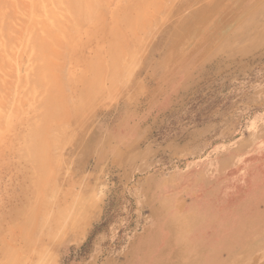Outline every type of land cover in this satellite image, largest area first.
Returning <instances> with one entry per match:
<instances>
[{"label": "rangeland", "instance_id": "obj_1", "mask_svg": "<svg viewBox=\"0 0 264 264\" xmlns=\"http://www.w3.org/2000/svg\"><path fill=\"white\" fill-rule=\"evenodd\" d=\"M33 1L3 0L1 2L0 0L1 4L3 3L2 6L0 5V46H2L0 47V77L2 80L4 78L3 82L5 81L3 83L0 80V89L1 91L5 89L6 92V95L0 94V101L3 100L6 103L9 101L7 96H13L11 97L13 100H10L12 102H9L10 105L5 104L13 109L8 108L10 111L8 110L7 114L3 113L7 110L1 103L5 110L2 109L0 114V117L3 115L4 118V114L7 115L5 124L1 123L5 125V129L4 125L2 127L7 132L1 131L0 128V249L1 251L3 247L7 249L4 248L5 251L2 254L0 251V258L1 255L3 257L0 264L5 262L8 254L12 256L14 254V258L17 257L14 262L12 261L13 264H23L25 261V264H42L44 260L45 264H264V0H163L162 6L160 2L156 8L147 12L145 27L140 26L142 31L145 28L147 34L148 30H151L148 35L144 32L145 30L142 32L138 28V32L142 33L136 32L135 29L129 32V28L126 27L128 31H124L123 34L127 33L129 38L127 40V37H124L126 42L121 47H124V52L131 48L134 52L129 51L132 53L129 55L131 58L119 55L120 60L117 63L120 65L116 66L119 68L117 73L113 72L116 67L108 64L110 61L105 55L107 38H109L107 35H98L97 40L95 37L96 42L91 41L85 35L89 25L79 26L81 37L75 29L78 27L71 24L67 29L74 28V34L77 33L74 43L70 41L72 37L68 36L70 38L68 41L66 35H64L66 39L60 36L61 41L60 38H58L59 41L50 39L52 34L56 38L59 32L56 30L57 28L59 30L60 25L63 30H66L64 28L67 26L63 28L66 23H62V19L64 21L71 19L69 12H63L67 5H64L65 8L59 3L63 0H56L59 5L54 9L55 5L51 1L56 4L55 0H49L48 5L46 4L47 8L49 6L48 11L51 8L61 14L58 6L62 5L64 9L63 14L57 15L58 18L57 13L52 10L51 14L55 18L51 17L49 20L50 17L48 19L46 17L50 12L44 10L47 9L45 6L47 1ZM109 1L106 0L105 4H102L103 8L98 7L99 10L101 9L100 12L104 13H102L103 17H106L103 21L105 25L111 23L109 17L112 18L111 14L114 11L117 13L119 11L117 9H120L122 5L126 8L133 0ZM63 3L66 4V2ZM27 7L28 10H26ZM25 10L28 11L26 17H24ZM34 10L39 14L41 12L39 15H42L41 18L38 16L40 19L36 17L38 12ZM32 18L36 21H30ZM55 22L57 25L59 23V26L50 29ZM156 22L158 24L152 26ZM28 24L37 25L35 27L40 26L39 24L47 25L41 29L42 26L34 28ZM20 26H25V29L22 30ZM26 27L32 29L28 28L31 30L29 34ZM47 27L50 28L47 29ZM82 27L83 30L86 28V32H83ZM38 29L41 30L38 33L35 32ZM42 31L50 36L45 37ZM60 31L66 34V31L63 32L61 29ZM20 32H23V36L27 34L25 39ZM61 32L59 34L63 36ZM131 32H136L133 38ZM17 34L21 38L18 37V41ZM30 35L31 39L35 38L32 36H43L44 38H38V40L44 42L48 40L50 43L46 44L49 49L46 44L47 47L43 48L44 43H42L39 44L40 46L33 45L34 51H32L36 52L35 54L29 51L28 47L33 43V40H30L32 43L28 42ZM141 35L147 37L142 38ZM104 36L107 39L106 43ZM135 36L141 37L139 39ZM133 39L134 42H132ZM137 40H140V44ZM142 41L146 45L141 44ZM17 42L22 46L18 47ZM97 42L98 45H94ZM69 43L73 46L75 43L77 45L75 48L72 46L73 49L69 47ZM130 43L133 44L132 47ZM26 45L28 47H25ZM142 45L144 49L141 48ZM134 47L136 51L138 47L140 48L138 53ZM12 51H16V54L14 53L16 56L11 57L14 55ZM38 51L40 56L38 55V59L34 62V57L30 58V56L37 55ZM9 52L12 54L10 55ZM18 55L21 56L17 58ZM97 55L100 59L99 56L96 58ZM133 60L137 65L131 64ZM96 61L100 62L97 66L104 61L106 63L95 67ZM88 62L91 64L89 70ZM9 63L13 64V69ZM35 63L41 68L45 67L44 71H46L41 69L42 73L44 72L42 77H45L41 84L46 85L45 87L41 85L39 90L37 87L36 92L33 85L31 87L33 83L31 78L35 76L31 70L33 68L31 64H34L35 68ZM93 65L95 68H92ZM103 66L108 67L109 72ZM99 68L103 70V75L100 70V75L94 74ZM123 69H126L128 74ZM92 70L94 71L92 75L98 76V80H101L99 87H102H95L98 80L94 82L93 76L95 88H92V91L98 88V91L103 94L98 92V96L100 97L101 94L102 98L96 99V94L92 95L94 97L92 102L95 101V103L89 106L94 107L91 106V110L86 108L88 112L84 113L83 117L79 107H83L86 103L84 99L90 96L85 97L86 91L84 92L82 88L85 87V80L88 82L86 78L91 76L89 74ZM122 70L124 72H121ZM28 71H30L29 75ZM109 73L112 76L117 74L116 82L113 81L116 76L112 77ZM123 73L125 79L121 77ZM105 74L107 78L105 77L104 82ZM21 75L23 78L20 77ZM27 75L31 78H27ZM108 76L112 77V81ZM120 78L122 80L117 82ZM27 79H30V83ZM52 79L57 83L50 84ZM81 80L85 83L81 84ZM89 80L92 79L89 78ZM14 82L15 85L11 86V90L13 91V88L15 90L11 92L5 84L10 86ZM20 82H23V88L18 87ZM26 87L29 89V92L28 89L26 90L28 93L24 92ZM86 87L87 92L91 90V87L90 89ZM57 89L58 92L61 91L60 94L56 91ZM40 90L41 92H38ZM17 92L19 94L16 95ZM42 94L43 97H41ZM57 96L60 102L57 101ZM4 98H7V101ZM19 100L25 102L22 104ZM66 100L69 102L67 103ZM51 101L55 104L57 102L58 105L51 104ZM63 101L65 106L60 104ZM43 105L47 111L38 115V112L45 109L39 110ZM61 105L63 109L65 107V111L61 107L62 111L59 113H65L66 117L65 114L58 115V118L61 116L63 119H57L56 126L52 125L48 128V125L54 124V119L57 117H53L52 122L49 121L51 113L56 114L55 109L59 110ZM50 106L55 109L52 110ZM75 108L79 110V113L81 112L82 116H79L81 122L78 114L74 112ZM67 112L69 116L71 113L73 115L71 114L68 118ZM15 113H19L18 117ZM14 116L15 120L12 119ZM3 117L0 119L4 120ZM44 117L46 119L50 117L49 120L47 119L48 125L45 124ZM67 120L70 123L67 122V124L65 122ZM64 123L67 125L65 126ZM40 125L46 128L45 133L46 131L47 133L44 134L49 139L42 141L45 139L43 138L40 143L42 142L43 148L50 150L43 149L41 156L44 152H48V155L45 153L48 157L46 161L44 154L42 158L45 157V159L41 158V160H45L46 170L48 167L55 170L48 168L52 174L54 172L55 176H51L52 178L49 177L48 170L45 173L48 187L49 184L52 185L51 192L43 182L48 190L47 193H50L47 195L51 197L50 199L46 198L45 189L41 191L44 186L36 183L39 174L37 171L34 173L31 165H34L30 154L33 145L26 138L29 137L31 128L40 132L42 129ZM61 125L69 130H61ZM54 127H56L57 136H62L61 139L64 138L66 143L59 137L56 141H54L56 137H51L52 135H49L52 139L49 138L47 134H53L54 132H50L54 131ZM58 127L61 128H59L60 133ZM49 130L51 131L48 132ZM43 132L44 129L40 133ZM12 133L17 137L13 138ZM40 136L41 139L42 135ZM3 138L9 140L5 142ZM58 140H61L63 143L61 141L60 143L64 145L59 146ZM51 144H55L53 148ZM56 146L58 148H55ZM52 150L54 153L51 152ZM50 153L54 156L49 155ZM29 156L31 160L28 159ZM49 156L54 159L59 157L60 162L57 161L58 159L54 162H51L52 159L49 161ZM50 162L56 164L52 165ZM35 167L34 170L37 169ZM35 176L37 180L31 179ZM52 179L53 181L50 182ZM34 185L41 189L36 186V190ZM56 190L64 194H59ZM41 192L46 194L41 195ZM34 195L36 198H32ZM52 197L57 199L54 198V201ZM37 199L40 203L35 205L33 202L34 200L37 202ZM73 199H76L75 202L78 199L84 212L87 209V213H84L82 207L73 202ZM43 200L44 203L41 202ZM46 200L51 201L47 203ZM52 200L53 203H51ZM83 201L85 205L81 204ZM54 202L61 208L63 203L66 209L73 206L70 207L71 210L78 208L79 211L80 208L82 212L79 211L80 213L76 215V209L71 212L70 208L67 209L69 217L66 214L64 215L66 220L63 218L61 221L62 225L67 223L64 226L67 229L52 230L57 239L54 236L48 239L50 229L46 225L47 218L42 219L41 214L45 210L48 214L49 208H40L38 205L43 203L45 206L44 204H54ZM30 206L33 212L28 213L26 211H29ZM38 207L41 209L40 213H38ZM81 213L84 214L80 215ZM38 214L42 219V221L40 219L41 222L36 219ZM30 215V219L36 216L35 220H28ZM11 216H16L14 217L16 222L11 221L13 219ZM70 216L76 217L79 222L76 219V222H67L70 221ZM21 217L27 219L26 224L25 220L24 222L20 220ZM28 221L35 223L37 227L40 224L41 229H44L35 228L33 223V227L26 229L28 225L30 226ZM73 222L76 223L75 227L72 225ZM33 229H38L36 234L32 233ZM22 232L26 238L22 236ZM59 232H63L62 235ZM42 234L44 235L40 236ZM30 246L33 249H28ZM42 250L43 254H41ZM37 252L41 254L39 257L36 255ZM10 260L13 258L8 256V264H12ZM157 260L159 263L156 262Z\"/></svg>", "mask_w": 264, "mask_h": 264}, {"label": "bare ground", "instance_id": "obj_2", "mask_svg": "<svg viewBox=\"0 0 264 264\" xmlns=\"http://www.w3.org/2000/svg\"><path fill=\"white\" fill-rule=\"evenodd\" d=\"M28 1H29V0H28ZM32 1H33V0H32ZM38 1H39V0H38ZM46 1H47V2H45V1H44V2H45V6H46V8H47V5H48L47 3H48L49 0H46ZM105 1H106V0H69V1H66V0L64 1V0H63V2H66V4L63 3V2H59V3L63 4V6H64V5H67V8H66V6H64V7L66 8V9L64 10V9H63V6L61 5L62 8H61V6H58V7L61 8V9L59 8V10H61V14H63V12H64V13L69 12V18H71L69 21H68L67 19H65V21H64V19H62V23H64V24L66 23L65 25L63 24V25H64L63 28L67 26L66 28H64V29H66V30H63V29H62V25H60L59 30H58L57 27L59 26V23H58V25H57L56 22H55L54 26L52 25L53 28H52V27H51V28H50V27H47V29H49V28H50V29L57 28L56 32L59 31V32H57V34L55 33V34H56V38H54L55 35L53 36V34H52L53 37L51 36L50 39L58 40V38H60V41H61V37H64V35H66L65 37L67 38L68 41L70 40V38H69L68 36H71V37H72V40H70V41H73L74 39H75L74 41H76L75 36L77 35V33L75 32V34H74V28H73L72 30H71V29L68 30V29H67V28H68V25L70 26V25L72 24V26H77L78 28L75 27V29L79 32V35H80V36H81L82 34H81L80 31H79V26H84V27H85V26H88V25H89V27L87 28V30H86V28L83 30V27H82L81 29L83 30V32H84L85 30L87 31V34H85V33H84V34H85L87 37H89V39H91V41H92V40L95 41V37L98 36V35H107V36L109 37V38H107L108 41H107V39H105L106 36L103 37V39H105V40H104L105 43H106V41H107V43H106V44H107V49H105V50H106V54H105V55H107V59L111 62V63L108 62V64H109V65H113V67H116L117 65H118V66L120 65V64H118L117 62H119V60H120V56H121V55H123L124 57H128L130 54L132 55V53L129 52L132 48H131L130 50H127L126 52H124V51H123V50H124V47H121V46H123V44L126 42V39L128 40V38H129V37H127V33H126L125 35L123 34V33H125L124 31H128V30H129V32H130V30H134V29H135V31L137 30L136 32H138V28L140 29V31H142V29H141L140 26L143 27V25L146 24V18H148V17H147V12L150 11L151 9L156 8V7L160 4V2H161L160 5L162 6V2H163V0H133V1L129 2V4L127 5L126 8H124V6L122 5L120 9H117V11L119 10L117 13H116V11H114V9H113L114 12H113L112 14L110 13L111 16H112V18L109 17L110 20H111V21H110L111 23L108 24V25L103 24V23H104L103 21H105L104 18H106V17H103V14H104V13H103L102 11L100 12L101 9H100V10L98 9L99 6H102V7H100V8H103V5H102V4H103ZM108 1H109V0H108ZM127 1H129V0H127ZM1 2H3V0H1ZM1 2H0V5L2 6L3 3L1 4ZM33 2H34V1H33ZM33 2H32V3H33ZM36 2H37V1H36ZM42 2H43V0H42ZM52 2H53V5H55V7H54L53 5H52V6L54 7V9H56V8H57L56 6L59 5V4L56 3V0H55V3H56V4H54V1H51V3H52ZM109 2H110V1H109ZM5 3H9V2H6V1H5ZM28 3H29V2H28ZM172 3H173V2H172ZM9 4H10V3H9ZM9 4H6V5L9 6ZM46 4H47V5H46ZM49 4H50V2H49ZM104 4H105V3H104ZM125 4H126V3H124V5H125ZM168 4H169V3H168ZM13 5H14V4H13ZM38 5H40V4H38ZM43 5H44V3H43ZM1 6H0V7H1ZM10 6H11V5H10ZM36 6H37V4H36ZM105 6H107V5H105ZM125 6H126V5H125ZM161 6H160V8H161ZM28 7H30V6L28 5ZM28 7H27L26 10H28ZM34 7H35V6H34ZM37 7H38V6H37ZM37 7H36V8H37ZM115 7H116V6H115ZM165 7H166V6H165ZM13 8H15V7H13ZM16 8H17V7H16ZM39 8H40V7H39ZM122 8H124V9L121 10ZM160 8H158V9H160ZM48 9H49V6H48L47 9H44V10H46L47 12H50V14H49L50 16L47 14L48 17H46V18L48 19V18L50 17L49 20H51V17H52V19L55 18V17H53L52 14H51V12H52L53 9L50 8L51 11H50V10L48 11ZM105 9H106V8H105ZM16 10L18 11V8H17ZM26 10H25V11H26ZM30 10H31V8H30ZM37 10L40 11V10H42V9H37ZM62 10H64V11L62 12ZM66 10H67V11H66ZM107 10H108V9H107ZM12 11H13V10H12ZM25 11H24V12H25ZM31 11H32V10H31ZM34 11H36V10H34ZM53 11H54V10H53ZM120 11H121V12H120ZM14 12H15V11H14ZM27 12H28V11H26L24 17H26ZM37 12H38V11H36V13H37ZM42 12H43V11H42ZM47 12H46V13H47ZM55 12H56V11H54V13H55ZM31 13H32V12H31ZM34 13H35V12H33V14H34ZM44 13H45V12H44ZM46 13H45V14H46ZM56 13H57V14H56V17L58 18V16H60L61 14H58L59 11L56 12ZM102 13H103V14H102ZM114 13H115V14H114ZM33 14H32V15H33ZM40 14H41V12H40ZM40 14H39V12H38V13L36 14V15H37L36 17H38ZM34 15H35V14H34ZM34 15H33V16H34ZM54 15H55V14H54ZM57 15H58V16H57ZM163 15H164V14H163ZM22 16H23V15H22ZM22 16H21V17H22ZM33 16H31V17H33ZM41 16H42V15H41ZM41 16H39V17L41 18ZM45 16H46V15H45ZM108 16H109V15H108ZM165 16H166V15H165ZM39 17H38V18H39ZM40 18H39V19H40ZM57 18H56V19H57ZM154 18H155V17H154ZM154 18H153V19H154ZM23 19H24V18H23ZM26 19H27V18H26ZM26 19H24V20H26ZM34 19H35V18H32L30 21H33ZM47 19H45V20L47 21ZM153 19H152V21H153ZM161 19H162V18H161ZM161 19H160V20H161ZM66 20H67V21H66ZM35 21H36V20H34V22H35ZM40 21H41V20H40ZM42 21H44V19H43ZM63 21H64V22H63ZM149 21H150V20H149ZM149 21H148L149 24L147 23L148 26L150 25V22H149ZM26 22H27V21H26ZM53 23H54V22H53ZM53 23H52V24H53ZM68 23H70V24H68ZM159 23H160V22H159ZM50 24H51V23H50ZM50 24H49V25H50ZM157 24H158V22H156V24H152V26H153V25H157ZM25 25H26V24H25ZM30 25H31V24H28V26H30ZM39 25L42 26L41 24H39ZM46 25H47V24H46ZM46 25L42 26V28H41L40 26H38V27H40L41 29H43V28H45ZM55 25H57V26H55ZM21 26H22V25H21ZM21 26H20V27H21ZM32 26H34V28H38V27H35V26H37V25H35V24H34V25L32 24L31 27H32ZM18 27H19V26H18ZM24 27H25V26L21 27V29L23 30ZM126 27H127V29H128V28H129V29L127 30ZM144 27H145V25H144ZM26 28H27V27H26ZM28 28H30V27H28ZM28 28H27V29H28ZM21 29H20V30H21ZM24 29H25V28H24ZM30 29H31V28H30ZM30 29H28L29 31L27 30V31H28V34H29L30 31L32 30V29H31V30H30ZM41 29H38V30L35 31V32L38 33V31H40ZM60 29H61L63 32L66 31V34L62 33V32L60 31ZM35 30H36V29H35ZM67 30H68V32H67ZM76 30H75V31H76ZM144 30H145V28L143 29V31H144ZM86 31H85V32H86ZM140 31H139L138 33H142V32H143V31H142V32H140ZM149 31H151V30H148V34H149ZM35 32L33 31V33H35ZM45 32H46V31H45ZM60 32L63 34V36L59 34ZM81 32H82V31H81ZM136 32H135V33H136ZM144 32L147 34L146 30H145ZM20 33H21V32H20ZM22 33H23V32H22ZM22 33H21V34H22ZM25 33H27V32H25ZM42 33H44V32L42 31ZM131 33H132V32H131ZM135 33L133 32V33L131 34V35H132V38L134 37L133 34H135ZM145 33H144V34H145ZM152 33H153V32H152ZM44 34H45V33H44ZM58 34H59V36L57 37ZM129 34H130V33H129ZM148 34H147V35H148ZM17 35H18V34H17ZM26 35H27V34H26ZM26 35H25V36H26ZM45 35H46L45 37H49V36H50V34H47V33H46ZM79 35H78V36H79ZM22 36H23V34H22ZM22 36H21V37H22ZM25 36H23L24 39H25ZM39 36H40V34H39ZM60 36H61V37H60ZM78 36H77V37H78ZM141 36H142V38H143L144 36H145V38L147 37L146 35H141ZM141 36H139V37L135 36V37L140 39ZM149 36H150V35H149ZM149 36H148V37H149ZM18 37L20 38V35L16 36V38H17L16 40H17V41H18ZM32 37H35V38H32V39H31V35H30V38L28 39V42H31V43H32V41H30V40H33V43L30 44V45L27 43V45H29V47H28L27 45L25 46V47H28V50H29V51H30V50H31V51L33 50V51H34V47H33V45L37 46V45H39V44L44 43L43 48L48 46V45L46 44V43L49 42L48 40H46L47 42H44V41H41V40L39 41V40H38V38H41V39H42L43 36H41V37H38V36H32ZM65 37H64V38H65ZM81 37H82V36H81ZM124 37H127V38L125 39ZM254 37H255V36H254ZM43 38H44V37H43ZM66 38H65V39H66ZM132 38H130V39H132ZM136 38H134V39H136ZM20 39H21V38H20ZM34 39H37L38 41H35ZM81 39H82V38H81ZM84 39H85V38H84ZM103 39L101 38V42L103 41ZM134 39L132 40V42H134ZM147 39H148V38H147ZM150 39H151V38H150ZM16 40L14 39V41H16ZM26 40H27V39H26ZM79 40H80V39H79ZM87 40H88V39H87ZM96 40H97V37H96ZM20 41H21V40H20ZM50 41H52V40H50ZM58 41H59V40H58ZM62 41H63V40H62ZM65 41H66V40H65ZM74 41H73V43H74ZM82 41H84V40H82ZM98 41H99V40H98ZM130 41H131V40H130ZM135 41H136V40H135ZM137 41H138V40H137ZM145 41H146V40H145ZM147 41H148V40H147ZM147 41H146V42H147ZM38 42H39V43H38ZM80 42H81V41H80ZM95 42H96V41H95ZM99 42H100V41H99ZM138 42H139V44H140V40H139ZM17 43H18V42H17ZM49 43H50V42H49ZM49 43H48V44H49ZM86 43H87V41H86ZM128 43H129V41H128ZM135 43H137V42H135ZM135 43H134V44H135ZM144 43H145V42H143V41L141 42V44H143V45H144ZM258 43H259V42H258ZM18 44H19V43H18ZM18 44H17V46L19 47L21 44H19V45H18ZM45 44H46L47 46H46ZM51 44H53V43H51ZM90 44H91V43H90ZM95 44L98 45V42H97V43H94V45H95ZM106 44H105V45H106ZM130 44H131V43H130ZM130 44H129V48H130ZM255 44H256V43H255ZM0 45H1V44H0ZM23 45H24V44H23ZM63 45H64V44H63ZM63 45H62V46H63ZM69 45H70V46H69L70 48H73V47L75 48V45H77V43H75L74 46H73L71 43H69ZM82 45H83V44H82ZM94 45H93V46H94ZM99 45H100V43H99ZM132 45H133V44H131V47H132ZM143 45H142V47H141L142 49H144ZM145 45H146V43H145ZM15 46H16V45H15ZM17 46H16V47H17ZM21 46H22V45H21ZM30 46H31V48H33V49H31ZM39 46H40V45H39ZM41 46H42V45H41ZM62 46H61V47H62ZM72 46H73V47H72ZM84 46H85V45H84ZM137 46H139V45H137ZM137 46H135V47L137 48ZM0 47H2V46H0ZM18 47H17L16 49H18ZM23 47H24V46H23ZM51 47H52V46H51ZM135 47H134V50H135ZM139 47H140V46H139ZM139 47H138V49H140ZM9 48H10V47H9ZM21 48H22V47H21ZM21 48H20V49H21ZM67 48H68V47H67ZM74 48H73V49H74ZM84 48H85V47H84ZM12 49H13V48H12ZM16 49H15V50H16ZM39 49H41V48H39ZM48 49H49V46H48ZM125 49H126V48H125ZM138 49H137V51H138ZM18 50H19V49H18ZM18 50H16V51H18ZM26 50H27V49H26ZM37 50H38V49H37ZM71 50H72V49H71ZM121 50H122V51H121ZM0 51H1V50H0ZM16 51H15V52L12 51L13 54H14V53L16 54ZM33 51H32V52H33ZM75 51H76V49H75ZM75 51L73 50V53H74ZM131 51H132V50H131ZM135 51H136V50H135ZM137 51H136V52H137ZM19 52H20V54L22 55L23 50H22V53H21V51H19ZM26 52H27V51H25V53H26ZM32 52H31V53H32ZM41 52H42V51H41ZM57 52H58V51H57ZM71 52H72V51H71ZM132 52H134V51H132ZM33 53H34V52H33ZM33 53H32V54H33ZM35 53H36V52H35ZM35 53H34V54H35ZM38 53H39V51L37 52V55L34 56V54H33V56L31 55L32 57L30 56V58H33V57H34V62H35V60H37L38 57L40 56ZM59 53H60V55H61V52H59ZM123 53H124V54H123ZM137 53H138V52H137ZM9 54H10V52H9ZM11 54H12V53H11ZM11 54H10V55H11ZM15 54H14L13 56L11 55V57L16 56ZM26 54H27V53H26ZM26 54H24V55H26ZM21 55H18L17 58L20 57ZM27 55H28V54H27ZM38 55H39V56H38ZM50 55H51V54H50ZM71 55H72V53H71ZM103 55H104V54H103ZM119 55H120V56H119ZM37 56H38V57H37ZM43 56L45 57V55H43ZM72 56H73V55H72ZM98 56H99V55H97L96 58H98ZM26 57H27V56H26ZM103 57H104V56H103ZM124 57H123V58H124ZM129 57H130V56H129ZM129 57H128V58H129ZM17 58H16V59H17ZM55 58H56V57H55ZM128 58H127V59H128ZM130 58H131V57H130ZM22 59H23V58H22ZM25 59H26V58H25ZM70 59H71V58H70ZM73 59H74V58H73ZM99 59H100V56H99ZM99 59H96V60L98 61ZM127 59H126V60H127ZM139 59H140V58H139ZM50 60H51V59H50ZM104 60L106 61V56H105ZM126 60H125V61H126ZM131 60H132V59H131ZM131 60H130V62H131ZM3 61H4V59H3ZM7 61H8V60H7ZM11 61H12V60H11ZM13 61H15V60H13ZM23 61L25 62V60H22V62H23ZM94 61H95V60H94ZM97 61L94 62V63L96 64L95 67L97 66V63L100 64V62H97ZM105 61H104L103 63H106ZM122 61H123V60H122ZM122 61H121V63H122ZM128 61H129V60H128ZM0 62H1V60H0ZM4 62L6 63V61H4ZM8 62H10V60H9ZM17 62H18V60H17ZM28 62H29V61H28ZM30 62L32 63L33 61H30ZM34 62H33V63H34ZM52 62H55V61H52ZM89 62H90V61H89ZM89 62H88V63H89ZM115 62H116L117 64H116ZM137 62H138V61H137ZM2 63H3V62H2ZM10 63H11V62H10ZM10 63H9V64H10ZM18 63H20V62H18ZM37 63H38V62H37ZM37 63H35V64H36V65H35V68H34V64H31L32 67L34 68V70H33V68H32L31 70L34 72V75H35V76L32 75L33 72H31V75L34 76V77L31 78V77L28 76V75L30 74V71H31V70L28 71V73H27V74H28V75H27V78H28V77L31 78V79H32L31 82L34 83V84L31 83V87H32V85H33V88H35V89H34L35 92H36V88H37V87H38L37 89L39 90V88L42 87L41 85H43V87H45L44 85H46V84H44V83L41 84V83L43 82L42 79L45 78V77H42V75L44 76L43 73L46 72V71H44V70H45V69H44L45 67H44V68H41V66L37 65ZM50 63H51V62H50ZM56 63H57V62H56ZM86 63H87V62H86ZM91 63H92V62H91ZM103 63H102L101 65H103ZM123 63H124V62H123ZM6 64H8V63H6ZM61 64H62V63H61ZM114 64H116V65H114ZM131 64H135V61L133 60ZM0 65H1V63H0ZM10 65H11V66H10L11 68L14 67V66H12L13 64H10ZM59 65H60V63H59ZM84 65H85V64H84ZM87 65H88L89 67H88ZM87 65H86L85 67H86V68L88 67V70L91 69V64L89 63V64H87ZM101 65H98V66H101ZM123 65H124V64H123ZM135 65H137V63H136ZM98 66H97V67H98ZM36 67H38V69H36ZM39 67H40V68H39ZM59 67H60V66H59ZM95 67H94V65H93L92 68H95ZM103 67H106V66H103ZM120 67H121V66H120ZM18 68H19V67H18ZM106 68H107V69H106ZM106 68H104V72H106L105 69L108 70V67H106ZM121 68H122V67H121ZM121 68H120V69H121ZM12 69H13V68H12ZM35 69H36V71H35ZM41 69H43V71H44L43 73H42ZM118 69H119L118 67H116V70H115V68H114V71H113V72L115 73V71H116V73H117ZM14 70H15V69H14ZM57 70H58V69H57ZM88 70H87V71H88ZM97 70H98V72L95 70L96 73H95L93 70H92V72H90L89 75H91V76H90L89 78L92 79L91 81L89 80V78H86V79H88V82H87V80H85V77H83V78H84V80L86 81V83L84 82V80H83V81H82V80L80 81L81 84H83L82 82L85 83V87H86V84H87V87H88V88L86 87V89H90V87H91V90H90V91L88 90L89 94H88L87 90H85V87H83V88L81 87L82 89H84V92L86 91V92H85V97H86V95H87V96H88V95L90 96V97H86V98L84 99V100H86V101H85L86 103L83 104L84 106H83V107H82V106L79 107V110L81 109L80 111L82 112V115H83L84 113L87 114L88 111L85 110L86 108H88L89 110H91L90 107L94 105L95 101L92 102V101L94 100V97H93L92 95L95 93V94H96V95H95V99H96L97 97H99L98 95H99V93L101 92V91H100V92L98 91V88H97V90L95 89V91H92V88H95V87H97V86L99 87V85L101 84V82H100L101 80H98L99 77H98V76H95V75H100V74H101V73H99V70H100V72H102V75L104 74V73H103V70H101L100 68L97 69ZM112 70H113V69H112ZM112 70H110V71H112ZM123 70L126 71L127 74H128V71H127L126 69H123ZM123 70H122L121 72H124ZM24 71H25V70H24ZM26 71H27V70H26ZM87 71H86V72H87ZM131 71H132V70H130V72H131ZM36 72H37V73L39 72V73L37 74ZM93 72H94L95 75H92ZM108 72H109V70H108ZM108 72H107V75H108ZM113 72H112V74H113ZM121 72H119V73L121 74ZM126 72H125V75H126ZM35 73H36V74H35ZM88 73H89V72H88ZM97 73H98V74H97ZM110 73H111V72H110ZM110 73H109V75L112 76V74H110ZM119 73H118V78H119V75H120ZM10 74H11V73H10ZM10 74H9V75H10ZM31 75H30V76H31ZM55 75H56V74H55ZM125 75H124V73H123V76L121 75L122 79H123V78L125 79V77H124ZM13 76H14V75H13ZM48 76H49V75H48ZM50 76H51V73H50ZM93 76L95 77V80H94ZM110 76H108V77L110 78ZM114 76H116V79H115ZM114 76H112V77H114L113 81L115 80V82H116V80H117V74L114 75ZM128 76H129V75H128ZM15 77H16V76H15ZM20 77L23 78V75H21ZM20 77H19V78H20ZM55 77H56V76H55ZM91 77H92V78H91ZM105 77H106V74L104 75V82H105ZM112 77H111V78H112ZM1 78H2V77H0V80L3 82L4 78H3V80H2ZM6 78H7V77H6ZM8 78H9V77H8ZM12 78H13V77H12ZM22 78H21V81H23ZM83 78H82V79H83ZM106 78H107V77H106ZM111 78H110V80H111ZM55 79H56V78H55ZM69 79H70V78H69ZM122 79L120 78V80H118L117 82L121 81ZM126 79H127V78H126ZM27 80H28L27 82H29L30 79H27ZM43 80H44V79H43ZM93 80H94V82H96V81L98 80V82H96V83H98V84L93 83ZM110 80H109V82L112 81V80H111V81H110ZM1 81H0V82H1ZM12 81H13V80H12ZM19 81H20V79H19ZM34 81H35V82H34ZM45 81H46V80H45ZM48 81H49V80H48ZM50 81H51L50 84H52V82L57 83L56 80L53 81V79L50 80ZM69 81H70V80H69ZM89 81H90L91 84H92V83H93V84L91 85V84L89 83ZM123 81H124V80H123ZM4 82H5V81H4ZM4 82H3V83H4ZM23 82H24V81H23ZM23 82H22V83H23ZM36 82L38 83V85H36V84H37ZM78 82H79V81H78ZM115 82H114V84H116ZM22 83L20 82V84H18V85H19L18 87H21L23 84H25V82H24L23 84H22ZM29 83H30V82H29ZM74 83H76V82L74 81ZM74 83H72V84H74ZM88 83H89L91 86H90ZM99 83H100V84H99ZM121 83H122V82H121ZM27 84H28V83H27ZM39 84H40V85H39ZM94 84H95V87L93 86ZM117 84H118V83H117ZM117 84H116V85H117ZM0 85H1V84H0ZM14 85H15V82H14L13 85L11 84L10 86L7 85V84H5V86H8V87H9V90H10L11 92H13V91L15 90V88H13V91L11 90V86H14ZM25 85H26V84H25ZM47 85H48V82H47ZM54 85H55V84H54ZM54 85H53V86H54ZM119 85H120V83H119ZM121 85L123 86V84H121ZM35 86H36V87H35ZM56 86H57V84H56ZM76 86H77V85H76ZM89 86H90V87H89ZM111 86H112V84H111ZM113 86H114V89H115V85H113ZM2 87H3V86H2ZM15 87H16V86H15ZM31 87H29V88L31 89ZM100 87H101V86H100ZM100 87H99V88H100ZM6 88H7V87H6ZM22 88H23V86H22ZM33 88H32V93H33V91H34ZM50 88H51V86H50ZM50 88H49V89H50ZM53 88L55 89V87H53ZM53 88H52V89H53ZM56 88H57V87H56ZM62 88H63V87H62ZM101 88H102V87H101ZM116 88H118V87L116 86ZM27 89H28V87H26V89L24 90V92L28 93V92H29V89H28V90H27ZM54 89H53V90H54ZM63 89H64V88H63ZM73 89H74V88H73ZM76 89H77V88H76ZM112 89H113V88H112ZM3 90H4V92H2ZM3 90L1 91V89H0V94H1V93H3V94L6 93V92H5V89H3ZM9 90H8V91H9ZM16 90L19 92L18 88H16ZM26 90H27L28 92H27ZM60 90H61V89H60ZM93 90H94V89H93ZM104 90H105V89H104ZM51 91H52V90H51ZM56 91L58 92V89H57ZM72 91H73V90H72ZM81 91H82V90H81ZM18 92L16 93V95L19 94ZM35 92H34V93H35ZM38 92H41V90L38 91ZM49 92H50V91H49ZM60 92H61V91H60ZM60 92H58V93L60 94ZM96 92H97V93L99 92V93L97 94ZM115 92H116V91H115ZM7 93H8V92H7ZM20 93H21V92H20ZM30 93H31V92H30ZM32 93H31V94H32ZM90 93H91V94H90ZM101 93H102V92H101ZM31 94H30V96H31ZM40 94H41V93H40ZM40 94H36V95L39 96ZM55 94H57V93L55 92ZM59 94H58V95H59ZM83 94H84V93H83ZM102 94H103V93H102ZM5 95H6V94H5ZM24 95H25V94H24ZM32 95H33V94H32ZM46 95H47V94H46ZM65 95H66V94H65ZM21 96H22V95H21ZM106 96H107V95H106ZM7 97H8V100H9V101L6 102V103L8 104L9 102H12V101H10V100H13V99H12L13 96H11L12 98H11L10 96H7ZM14 97H15V96H14ZM31 97H32V96H31ZM41 97H43V94H42ZM49 97H50V96H49ZM92 97H93V98H92ZM100 97H101V94H100ZM100 97H99V98H100ZM110 97H111V95H110ZM110 97H108V98H110ZM20 98H21V97H20ZM46 98H47V97H46ZM56 98L58 99V100H57V99H56V100H57L58 102H60V101H59V97L57 96ZM67 98H70V96H69V97L67 96ZM101 98H102V97H101ZM105 98H106V97H105ZM105 98H104V99H105ZM26 99H27V98H26ZM42 99H43V98H42ZM61 99H62V98H61ZM61 99H60V100H61ZM92 99H93V100H92ZM4 100L7 101V98H6V99L4 98ZM34 100L36 101L37 98L34 99ZM34 100H33V102H34ZM84 100H83V101H84ZM19 101H20V103H22V104H23V102H25V101H22V100H19ZM21 101H22V102H21ZM27 101H28V100H27ZM61 101H62V100H61ZM66 101H67V100H66ZM106 101H107V100H106ZM14 102H15V99H14ZM51 102H52V101H51ZM53 102H54V101H53ZM53 102H52L51 104H53V105H55V106L58 105L57 102H56V104H55V102H54V103H53ZM68 102H69V101H67V103H68ZM1 103H3L4 106H5V104H6L3 100H2V102L0 101V104H1ZM20 103H19V107L21 106ZM26 103H28V102H26ZM67 103H66V104H67ZM91 103H92L93 105L89 106ZM11 104H12V103H11ZM13 104H14V103H13ZM37 104H38V102H37ZM51 104H50V105H51ZM60 104H64V101L61 102ZM73 104H74V103H73ZM1 105H2V104H1ZM3 105H2L1 108H0V109H1V110H0V114L2 113V109L5 110V108H6L7 111H6V112H3V113H6V114H7V113H8V110H9L8 108H11V107L9 106L10 103H9V105H8L9 107L5 106V108H2ZM40 105H41V104H40ZM46 105H47V104H45V106H46ZM67 105H68V104H67ZM77 105H78V103H77ZM13 106H15V105H13ZM45 106H44V105H43V106H40V107H42V108H40L39 110H41V109H43V108H45V109H44V110H41L42 112H40V113L38 112V111H39V110H38V111H37V112H38V113H37L38 115L44 113L45 111H47ZM47 106H48V105H47ZM62 106H63V105L59 106V110L57 109L58 112H57V110L55 109V107L53 108V106H52V107L50 106L51 109H52V110L55 109L56 114H57V113H58V114H57V115H56L55 113L52 114V113H53V112H52V113H51V119H50V120H49L50 117H47V119H48L49 121H51L53 117L55 118V116H57L56 119H54L55 121L53 120V121H54V124L51 123V125H48V123H47V119L44 117V118H45V119H44V120H45L44 122H45V124L48 125V128H49V126L51 127L52 125L56 126V123H55V122L58 123L57 119L60 120L61 116H62L63 114H65V113H63V114L59 113L60 111H62V110L65 109V107H64V109H63ZM64 106H65V104H64ZM50 107H48V108H49V109H48L49 111H50ZM61 107H62V110H61ZM93 107H94V106H93ZM14 108H15V107H14ZM73 108H74V107H73ZM12 109H13V108H11V110H12ZM16 109H17V108H16ZM20 109H21V108H20ZM68 109H69V107H68ZM83 109L85 110V112H83V111H84ZM94 109H95V108H94ZM17 110H18V109H17ZM76 110H77V112H76ZM79 110L76 109V108H75V110H74V112L78 114V115H77L78 118H79V116H82V115H81V112L79 113ZM9 111H10V110H9ZM18 111H19V110H18ZM18 111H17V112H18ZM64 111H65V110H64ZM92 111H93V110H92ZM92 111H91V112H92ZM14 112H16V111H14ZM14 112H13V113H14ZM10 113H12V112H10ZM75 113H74V114H75ZM6 114H4V115H5V118H6V116H7ZM18 114H19V113H17V114L15 113V115H17L16 117H18ZM21 114H22V113H21ZM67 114H68V118L71 116V114L73 115V113H71L70 116H69V112H67ZM38 115H37V116H38ZM52 115H53V116H52ZM58 115H61V116H59V118H58ZM91 115H92V114H91ZM64 116L66 117V114H65ZM2 117H3V115H1L0 118H2ZM39 117H40V116H39ZM83 117H84V115H83ZM87 117H88V116H87ZM3 118H4V117H3ZM5 118H4V120H3V119H0V120H1V121H0V125H1V123H4ZM76 118H77V117H76ZM89 118H90V117H89ZM12 119L15 120V116H14ZM20 119H21V118H20ZM20 119H19V121H20ZM38 119H39V118H38ZM40 119L43 121L42 117H41ZM40 119H39V122L41 121ZM62 119H63V118H61V120H62ZM69 120H70V119H69ZM84 120H85V119H84ZM12 121H13V120H12ZM16 121H17V120H16ZM19 121H18V122H19ZM49 121H48V122H49ZM79 121H80V118H79ZM86 121H87V118H86ZM44 122H41V123H44ZM51 122H52V121H51ZM65 122L67 123L68 120L65 121ZM80 122H81V121H80ZM84 122H85V121H84ZM13 123H14V121H13ZM68 123H70V122H68ZM68 123H67V124H68ZM4 124H5V123H4ZM4 124H2V125L0 126V128L2 129L1 131H5V130H3V127H2ZM14 124H16V123H14ZM29 124H30V123H29ZM39 124H40V123H39ZM61 124H62V123H61ZM64 124H65V123H64ZM64 124H63V125H64ZM67 124H65V126H66ZM32 125H34V123H33ZM82 125H83V122H82ZM41 126H42V125H40V128H42V129L40 130V132H42V130L44 129V132H43V133H40L38 130H35V128H33L34 130H32V128H31L32 131L30 130V133H29V135H28L29 137H26V138H28V139H29L28 142H29L30 144L33 145V146H32V149L30 148L31 150H30L29 148H28V149L30 150V154L32 155V157H31L32 162H33L34 165L37 167V169L34 170V167H35V166H34L33 164H31V165H32V169H33L34 173H35V171H37L38 174H39V176H38V180H37V177H36V176H35L34 178H31V179H33V180H34V179L37 180L36 183H37L39 186H40V184H42L41 186H44V188L41 189V187L39 188V186L34 185V188H35V189L38 187V188L41 189V191L43 192V190H44V189L46 190V188H48L49 191H50V190H51V186H52V185L50 186V184H49V187H48V185H47L48 182L45 180L46 177H47L46 174H45L46 171L48 170L47 172L50 174V175H49L50 178H52L51 176H55V175H54V172H53V171H52L53 174L51 173V170H54L53 167H52L53 169H51V167H48V168H50L51 170L48 169V168H47V170H46V167L44 166V165H45V162H44V161H45V160L47 161V157H48L47 155H48V152H44V153H43V156H45V155H46L45 153H47V155H46V159H45V157L42 158L43 156H41V154H42V152H43V149H45L46 147L44 146L45 148H43V144H41L42 142L40 143V141H41L43 138H45L46 140L43 139L42 141H47V139H48V137L46 138V135H45V134L47 133V131H46V133H45V129H46V128L41 127ZM61 126H62V125H61ZM65 126H62V129H61L60 127H58V132H59L60 129H61V130H64V129H65ZM12 127H13V126H12ZM14 127H15V126H14ZM36 127H38V125H37ZM55 128H56V127H54V131H52V132H50V131L53 130V129H51V130L48 131V132H50V133H53V132H54L53 134H47L48 136H49V135H52L51 137H56V138H54V141H56V139L59 137V136H57L58 133H55ZM59 128H60V129H59ZM67 128H68V126H67ZM81 128H82V127H81ZM4 129H5V125H4ZM10 130H11V129H10ZM66 130H69V129H65V131H66ZM5 132H7V131H5ZM10 132H11V131H10ZM1 133H3V132H1ZM8 133H9V132H8ZM13 133H14V132H13ZM13 133H12V135H13ZM39 133L42 135V138H41V139H40L41 136H40ZM44 133H45V134H44ZM59 133H60V132H59ZM70 133H71V132H70ZM3 134H4V133H3ZM9 134H10V133H9ZM9 134H8V135H9ZM16 135H17V134H16ZM43 135H45V136L43 137ZM53 135H54V136H53ZM55 135H56V136H55ZM67 135H68V134H67ZM0 136H1V134H0ZM3 136H4V135H3ZM39 136H40V137H39ZM4 137H5V136H4ZM14 137H15V136L13 135V138H14ZM16 137H17V136H16ZM16 137H15V138H16ZM51 137L49 136V138H51ZM61 137H62V136H60L59 138L61 139ZM63 137H64V136H63ZM6 138H7V137H6ZM26 138H25V140H26ZM1 139H2V138H1ZM3 139H5V138H3ZM10 139H11V138H10ZM51 139H52V138H51ZM51 139H50V140H51ZM67 139H68V138H67ZM8 140H9V139H8ZM8 140L5 139V142L8 141ZM48 140H49V139H48ZM61 140L63 141L64 138H62ZM61 140H58V142H57V143L59 144V146H60V144H61V146L64 145V144H62L63 142H62ZM2 141H3V140H2ZM15 141H16V140H15ZM51 141H52V140H51ZM60 141H61L62 143H60ZM65 141H66V140H64V142H65ZM5 142H4V143H5ZM10 142H11V141H9V143H10ZM66 142H67V141H66ZM66 142H65V143H66ZM57 143H55V144H57ZM5 144H6V143H5ZM55 144H51V145H52L51 147L53 148V147H54L53 145H55ZM58 144H57V146H58ZM7 145H8V144H7ZM7 145H6V146H7ZM11 145H12V144H11ZM45 145H46V144H45ZM48 145L50 146V144H48ZM2 146H3V145H2ZM57 146H56L55 148H58V147H59V146H58V147H57ZM7 147H8V146H7ZM7 147H6V148H7ZM14 147H15V146H14ZM9 148H10V147H9ZM9 148H8V149H9ZM11 149H13V145H12V148H11ZM59 149H60V148H59ZM59 149H57V151H58ZM6 150H7V149H6ZM16 150H17V149H16ZM23 150H24V149H23ZM45 150H46V149H45ZM48 150H49V148H47L46 151H48ZM7 151H8V150H7ZM49 151H50V150H49ZM60 151H61V149L59 150V152H60ZM51 152L54 153V150H52ZM55 152H56V149H55ZM44 154H45V155H44ZM51 154H52V153H50L49 155H51ZM56 154H57V153H56ZM2 155H3V153H2ZM52 155H53V154H52ZM52 155H51V156H52ZM25 156H26V155H25ZM53 156H54V155H53ZM53 156H52V157H53ZM49 157H50V156H49ZM52 157H50V160H49V159H48V160L51 161V159H52L51 162H54V161H56V160L58 159L57 161L60 162L59 157H58V158L55 157V158H57V159H54V158H52ZM41 158H42V160H43V159H45V160L42 161ZM28 159L31 160V159H30V156H29ZM51 162H50V163H51ZM3 163H4V162H3ZM47 164H48V162H47ZM51 164H52V165H55L56 163H51ZM29 165H30V164H29ZM52 165H50V166H52ZM58 165H59V164H58ZM36 167H35V168H36ZM57 167H58V166H57ZM27 170H29V169H27ZM30 170H31V169H30ZM49 170H50V171H49ZM54 171H55V170H54ZM56 171H57V170H56ZM27 172H29V171H27ZM34 173H33V174H34ZM56 174H57V172H56ZM27 175H28V174H27ZM56 177H57V176H56ZM56 177H55V178H56ZM27 178H28V177H27ZM53 179H54V178H53ZM53 179L50 180V182L53 181ZM47 180H49V179H47ZM40 181H41V182H40ZM43 182H44V184L46 183V184H45V185H46V188H45V185H43ZM39 183H40V184H39ZM34 184H35V183H34ZM58 185H59V184H58ZM36 186H37V187H36ZM54 187L56 188L57 186H54ZM54 187H52V188H54ZM30 188H32V186H30ZM55 188H54V189H55ZM25 189H26V188H25ZM32 190H33V189H32ZM36 190H37V189H36ZM36 190H35V191H36ZM52 190H53V189H52ZM58 190H59V189H58ZM58 190H56V192H59V194H60V193H61L60 191H62V190H61V189H60V191H58ZM47 191H48V190H46V193H47ZM39 192H40V190H39ZM39 192H37V193H39ZM42 192H41V195H45V194H46L45 192L42 194ZM50 192H51V191H50ZM54 192H55V191H54ZM54 192H53V194H54ZM56 192H55V193H56ZM62 192H63V191H62ZM67 192H68V191H67ZM20 193H21V192H20ZM35 193H36V192H35ZM30 194H31V193H30ZM48 194H50V193L48 192V193L46 194V198H49V199H50L51 197H48V196H47ZM56 194H57V193H56ZM61 194H64V193H61ZM23 195H25V194H23ZM37 195H38V194H36V197L38 198ZM72 196H73V195H72ZM30 197H31V195H30ZM36 197H35V195H34L32 198H36ZM43 197H44V196H43ZM79 197L81 198V196H79ZM79 197H76V198H79ZM32 198H31V199H32ZM52 198L54 199L55 197H52ZM61 198H62V197H61ZM83 198H84V197H83ZM83 198H82V200L86 199V197H85L84 199H83ZM29 199H30V198H29ZM43 199H44V198H43ZM55 199H57V197H56ZM55 199H54V201H55ZM70 199H71V198H70ZM70 199H69V200H70ZM58 200H60V199H58ZM61 200H63V199H61ZM67 200H68V199H67ZM67 200H66V201H67ZM73 200H74L73 202L76 201V199H73ZM82 200H81V201H82ZM87 200H88V199H87ZM34 201H35V202H33V203H34L35 205H36V203H37V204L40 203L39 199H37V202H36V200H34ZM46 201H47V200H46ZM48 201L50 202L51 200H48ZM48 201H47V203H48ZM70 201H71V200H70ZM84 201H86V200H84ZM84 201H83L81 204H84V203H85ZM27 202H28V201H27ZM41 202L44 203V200L41 201ZM56 202H57V201H56ZM62 202H63V201H62ZM71 202H72V201H71ZM43 203L40 204V205H38V206H39L40 208L43 207L44 209H48V208H49V210H48V214H47V211H46V210H45V212L42 211L43 214H41V215L44 216V217L42 216V219H44V218H47V219H48V220L45 219V221L47 222V223H46L47 228L50 229V230H49V231H50V232H49V236H47L48 239H49V237H50V238H52L53 236L55 237L54 233H52V230L60 229V228H61L60 230H62V228H64L63 231H65V230L67 229L66 227H64L65 225H67V223H66L65 225H62L61 221L63 220L64 215L67 214V216H68V211H66V210L69 209L70 207H73V206H70L69 208L67 207V209H66V208H65L66 205H63V203H62V205H61L62 208L59 207V206L57 205L58 202H57V204H55V202H54V204H48L49 206L46 205V204H44L45 206H43ZM51 203H53V200H52ZM59 203L61 204V201H59ZM75 203L78 204V205H80V204H79L80 202H79L78 199H77V202H75ZM31 204H32V203H31ZM31 204H30V205H31ZM69 204H70V202H69ZM53 205H54V206H53ZM84 205H85V204H84ZM84 205H83V206H84ZM25 206H26V202H25ZM32 206H34V205H32ZM63 206H65V207H63ZM27 207H28V206H26V208H27ZM36 207H37V206H36ZM39 207H38V208H39ZM46 207H47V208H46ZM75 207H76V206H75ZM81 207H82V206L80 205V208H81ZM38 208H37V209H38ZM40 208L38 209L39 212H38V210L36 209L38 213L41 212V211H40V210H41ZM80 208H79V211L82 212V210H83L84 208L82 207V210H81ZM87 208H88V207H87ZM20 209H21V208H20ZM31 209H32V210H31ZM34 209H35V208H34ZM73 209H74V208H72V210H73ZM75 209H76V208H75ZM75 209H74L73 211H76L78 208H77L76 210H75ZM17 210H18V209H17ZM50 210H51V211H50ZM69 210H70V212L72 211L71 208H70ZM15 211H16V210H15ZM24 211H26V210H24ZM31 211L33 212V208L30 206V207H29V211H26V212L29 213V212H31ZM79 211L77 210V212H76L77 214H76V215H78V214L80 213ZM70 212H69V214H70ZM83 212H84V210H83ZM85 212L87 213V209L85 210ZM85 212H84V213H85ZM84 213H81L80 215H82V214H84ZM21 214H22V213H21ZM44 214H47L48 216L46 215V216H47V217H46ZM74 214H75V213H74ZM22 215H23V214H22ZM80 215H79V216H80ZM16 216H17V214H16ZM16 216H14V217H16ZM19 216H20V214H19ZM39 216H40V214L37 215L38 218H36V216H35L34 218L39 219V222H41L42 219H41V217H39ZM11 217H12V216H11ZM14 217H12L14 220L12 219L11 221H13V222L15 221V222H16V218H14ZM68 217H69V216H68ZM71 217H72V218H71ZM30 218H31V215H30L29 218H27V219L29 220ZM34 218H33V216H32V219H30V221H31V220H35ZM65 218H66V217H65ZM65 218H64V219H65ZM17 219H18V218H17ZM27 219H25V218L22 219V217H21L20 220H21V221L25 220V224H26ZM40 219H41V221H40ZM75 219H76L77 222H79V221L77 220V218L74 217V216H70V221L68 220L67 222L75 221ZM65 220H66V219H65ZM82 220H83V218H82ZM21 221H19V223H20ZM30 221H28V222H29L28 224H30V226L28 225L26 229H28V227H33V225H34L35 228H38V229H40V230H43V229H44V228L41 229V226H42V225L39 224V227H40V228H39V227L35 226V223H33V222L30 223ZM76 221H75V222H76ZM84 221H85V220H84ZM13 222H12V223H13ZM23 222H24V221H23ZM23 222H21V224H22ZM80 222H81V221H80ZM32 223H33V225H32ZM23 224H24V223H23ZM46 225H45V226H46ZM72 225H74V227H75V226H76V223L73 222ZM72 225H71V226H72ZM80 225H81V224H80ZM77 226H78V224H77ZM185 227H186V226H185ZM77 228H78V227H77ZM38 229H37V230H34V229H33V230H32V231H33L32 233H35V234H36V231H38ZM69 229H70V228H69ZM24 230H25V229H24ZM176 231H178V230H176ZM183 231H184V229H183ZM23 232H24V231H23ZM23 232H22V236L24 237L25 235H23V234H24ZM30 232H31V231H30ZM42 232H43V231H42ZM67 232H68V231H67ZM47 233H48V231H47ZM59 233H60V235H62L63 232H59ZM64 233H65V232H64ZM179 233H180V232H179ZM35 234H34V235H35ZM26 235H27V237H28L29 234L27 233ZM43 235H44V234H42V235H40V236H43ZM58 235H59V234H58ZM63 235H64V234H63ZM179 235H180V234H179ZM30 236H31V235H30ZM32 236H33V234H32ZM32 236H31V237H32ZM35 236H36V235H35ZM56 236H57V233H56ZM23 237H22V238H23ZM47 237H46V238H47ZM22 238H21V239H22ZM25 238H26V236H25ZM36 238H37V237H36ZM39 238H41V237H39ZM44 239H45V238H44ZM55 239H57V237H55ZM34 240L36 241V239H34ZM34 240H33V241H34ZM25 241H26V240H25ZM26 242H27V241H26ZM17 245H18V244H17ZM28 245H29V244H28ZM2 246H3V245H2ZM4 246H5V245H4ZM26 246H27V244H26ZM34 246H35V245H34ZM23 247H24V246H23ZM45 247H46V246H45ZM4 248H5V250H7L6 247H3V248H2L3 251H5ZM9 248H11V247H9ZM19 248H20V247H19ZM29 248L33 249L31 246L28 247V249H29ZM40 248H41V247H40ZM40 248H38V249H40ZM169 248H170V247H169ZM173 248H174V246H173ZM26 249H27V248H26ZM26 249H24V250H26ZM28 249H27V250H28ZM31 249H30V250H31ZM27 250H26V251H27ZM34 250H35V249H34ZM45 250H46V249H45ZM0 251H1V249H0ZM3 251H1V254H2ZM8 251H10V249H8ZM20 251H21V250H20ZM22 251H23V249H22ZM33 252H34V251H33ZM41 252H42L41 254H43V250H42ZM45 252L47 253V250H46ZM45 252H44V254H45ZM166 252H167V249H166ZM166 252H165V253H166ZM3 253H4V252H3ZM11 253H12V252H11ZM30 253H31V252H30ZM35 253H36V251H35ZM48 253H49V252H48ZM163 253H164V252H163ZM15 254H16V253H15ZM32 254H33V253H32ZM38 254H39V255H38ZM41 254L37 252L36 255L39 257ZM3 255H4V254H3ZM33 255H34V254H33ZM47 255H48V254H47ZM47 255H46V257H47ZM8 256H9L10 258H13V260H10L12 264H13V262L15 261V259H17V257L14 258V256H15L14 254H13V256H12V254H11V255L8 254ZM8 256H7L6 260L3 259V260L5 261V262H3V264H6V263L8 264V262H7ZM11 256H12V257H11ZM46 257H45V258H46ZM1 258H3L2 255H1ZM1 258H0V260H1ZM45 258H44V259H45ZM47 258H48V257H47ZM42 259H43V258H42ZM42 259H41V260H42ZM159 259H160V258H159ZM159 259H158V260H159ZM25 260H26V259H25ZM27 260H28V259H27ZM41 260H40V262H41ZM48 260H49V259H48ZM51 260H52V257H51ZM158 260H157L156 262L159 263ZM12 261H13V262H12ZM21 261H22V260H21ZM23 261H24V260H23ZM25 262H26V261H25ZM25 262H24V263L22 262V263L25 264ZM31 262H32V261H31ZM45 262H46V261L44 260V263H42V264H45ZM48 262H49V261H48ZM48 262H47V263H48ZM156 262H155V263H156ZM1 264H2V263H1ZM9 264H10V263H9ZM14 264H16V263H14ZM18 264H19V263H18ZM35 264H37V263H35ZM50 264H51V263H50Z\"/></svg>", "mask_w": 264, "mask_h": 264}]
</instances>
